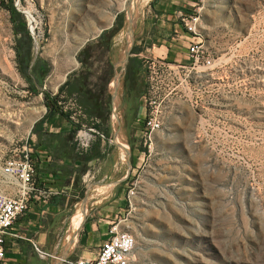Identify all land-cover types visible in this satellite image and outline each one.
<instances>
[{
    "label": "rangeland",
    "instance_id": "374dc122",
    "mask_svg": "<svg viewBox=\"0 0 264 264\" xmlns=\"http://www.w3.org/2000/svg\"><path fill=\"white\" fill-rule=\"evenodd\" d=\"M152 1L0 0V166L28 145L46 97L56 99L43 88L45 68H62L101 29L125 55L142 50L134 36L155 22ZM197 1L196 66L185 53L180 73L158 74L149 91L138 58L143 103L162 126L146 142L141 121L128 141L144 160L128 179L137 194L120 229L135 236L131 264H264V0ZM47 51L53 57L40 58ZM142 55L157 56L149 47ZM0 189H13L1 172ZM74 215L77 229L83 212Z\"/></svg>",
    "mask_w": 264,
    "mask_h": 264
},
{
    "label": "crops",
    "instance_id": "0c3cea01",
    "mask_svg": "<svg viewBox=\"0 0 264 264\" xmlns=\"http://www.w3.org/2000/svg\"><path fill=\"white\" fill-rule=\"evenodd\" d=\"M197 3L153 0L155 22L134 36L135 43L144 44L138 52L125 55L118 47L117 37L101 29L86 38L62 68H45L47 80L43 88L47 85V92L57 95L56 103L61 97L77 99L107 136L117 140H97L88 153L79 154L74 124L59 108L46 106L32 124L27 141L33 148L38 186L51 190L52 195L47 200H33L17 218L6 237L7 258L3 264H70L66 260L98 254L111 226L125 215L128 179L144 160L137 148L128 152V141L137 138L139 123L146 114L138 58L149 47L158 56L181 62L185 53L188 55L191 39L179 14L192 12ZM46 54L40 58L53 57V52ZM26 66L27 73L39 80L43 70H34L32 63ZM114 106L117 119L112 118ZM78 209L83 212V221L76 229L72 217L79 213ZM31 240L54 257H39ZM61 256L62 261L58 259Z\"/></svg>",
    "mask_w": 264,
    "mask_h": 264
},
{
    "label": "built area",
    "instance_id": "2783aa9c",
    "mask_svg": "<svg viewBox=\"0 0 264 264\" xmlns=\"http://www.w3.org/2000/svg\"><path fill=\"white\" fill-rule=\"evenodd\" d=\"M193 7L192 12L180 13L179 18L185 32L192 38L188 45V55L194 67L203 57L201 34L203 13L198 3ZM141 58L144 64V80L149 91L158 74L180 73L185 67L183 63L169 61L165 56L142 55ZM204 63L211 65L212 60L206 58ZM57 104L59 112L65 114L75 126L74 140L79 154L88 153L97 140L112 143L117 140L107 136L106 132L99 127L97 119L89 116L77 99L61 97ZM112 118H118L116 106L113 107ZM161 126L162 117L150 106L146 108V114L142 120V131L146 142L153 141L155 133ZM32 153L33 148L25 145L17 155L11 156L0 166L5 183L13 187L12 190L0 189V264L6 261V237L17 218L29 209L33 200H47L52 195L51 190L38 186ZM136 194V184L131 183L126 194L127 214L111 226L108 237L100 245L95 257H79L66 262L70 264H131L132 253L136 246L135 236L128 230L120 229V226L127 219L129 210L133 209ZM31 242L39 257L43 259L54 257L52 253L42 249L36 241L31 240Z\"/></svg>",
    "mask_w": 264,
    "mask_h": 264
},
{
    "label": "trees",
    "instance_id": "16d2710c",
    "mask_svg": "<svg viewBox=\"0 0 264 264\" xmlns=\"http://www.w3.org/2000/svg\"><path fill=\"white\" fill-rule=\"evenodd\" d=\"M2 3H5V0H2ZM46 101H47V106L50 107L52 106L53 108H58L57 103H56V99H54L53 101H50L49 97H46Z\"/></svg>",
    "mask_w": 264,
    "mask_h": 264
},
{
    "label": "bare ground",
    "instance_id": "6f19581e",
    "mask_svg": "<svg viewBox=\"0 0 264 264\" xmlns=\"http://www.w3.org/2000/svg\"><path fill=\"white\" fill-rule=\"evenodd\" d=\"M38 52H39V42H36V44H35V56H36V54H38ZM118 141L120 142V140H118ZM76 214L77 213H75L74 217L77 216ZM58 259L62 261L64 259V256L58 257Z\"/></svg>",
    "mask_w": 264,
    "mask_h": 264
}]
</instances>
